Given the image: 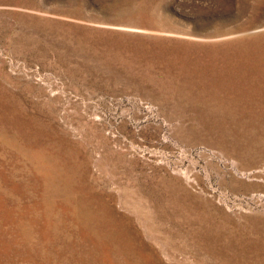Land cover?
Here are the masks:
<instances>
[{
    "label": "rangeland",
    "instance_id": "1",
    "mask_svg": "<svg viewBox=\"0 0 264 264\" xmlns=\"http://www.w3.org/2000/svg\"><path fill=\"white\" fill-rule=\"evenodd\" d=\"M0 264H264V0H0Z\"/></svg>",
    "mask_w": 264,
    "mask_h": 264
}]
</instances>
